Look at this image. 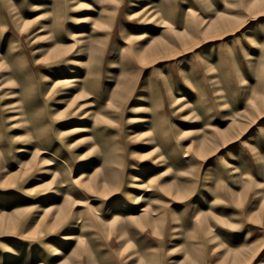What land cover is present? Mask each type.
Returning a JSON list of instances; mask_svg holds the SVG:
<instances>
[{
	"label": "rangeland",
	"instance_id": "374dc122",
	"mask_svg": "<svg viewBox=\"0 0 264 264\" xmlns=\"http://www.w3.org/2000/svg\"><path fill=\"white\" fill-rule=\"evenodd\" d=\"M0 264H264V0H0Z\"/></svg>",
	"mask_w": 264,
	"mask_h": 264
},
{
	"label": "bare ground",
	"instance_id": "6f19581e",
	"mask_svg": "<svg viewBox=\"0 0 264 264\" xmlns=\"http://www.w3.org/2000/svg\"><path fill=\"white\" fill-rule=\"evenodd\" d=\"M87 4L90 5L89 3H87ZM84 5H85V4H84ZM89 8H90V7H89ZM188 12H189V13H193V10H192V9H189ZM88 18H90V16H86V17H83V18H79V20H84V19H88ZM84 35H85L84 32H80L79 35H77V36H78V37L80 36V38H81V37H83ZM56 81H57L56 83H66V84H70V83H71V85L77 86V81H79V78H78V77H75V78H64V79H59V80H56ZM189 105H191V102H190V101H187V102L184 104L183 107H187V106H189ZM142 120H143V119H142ZM189 131H190V130H189ZM191 131H192V130H191ZM135 181H139V182H137V183H140V182H141L140 179H139V177H136ZM54 250H55V253H59V252H61L60 249H59V247H56Z\"/></svg>",
	"mask_w": 264,
	"mask_h": 264
}]
</instances>
